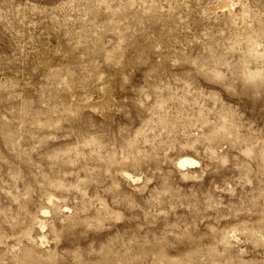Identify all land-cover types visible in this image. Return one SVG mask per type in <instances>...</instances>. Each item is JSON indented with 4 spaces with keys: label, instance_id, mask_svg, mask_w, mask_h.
Returning <instances> with one entry per match:
<instances>
[{
    "label": "rangeland",
    "instance_id": "374dc122",
    "mask_svg": "<svg viewBox=\"0 0 264 264\" xmlns=\"http://www.w3.org/2000/svg\"><path fill=\"white\" fill-rule=\"evenodd\" d=\"M0 264H264V0H0Z\"/></svg>",
    "mask_w": 264,
    "mask_h": 264
},
{
    "label": "bare ground",
    "instance_id": "6f19581e",
    "mask_svg": "<svg viewBox=\"0 0 264 264\" xmlns=\"http://www.w3.org/2000/svg\"><path fill=\"white\" fill-rule=\"evenodd\" d=\"M224 5L229 6L228 3H225ZM192 165H194V162H193V161H185V162H183V163L181 164V168H182L183 170H185V169H187L188 166H192Z\"/></svg>",
    "mask_w": 264,
    "mask_h": 264
}]
</instances>
